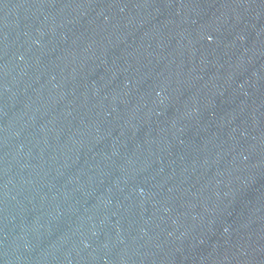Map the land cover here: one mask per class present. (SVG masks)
Instances as JSON below:
<instances>
[{
    "label": "water",
    "instance_id": "95a60500",
    "mask_svg": "<svg viewBox=\"0 0 264 264\" xmlns=\"http://www.w3.org/2000/svg\"><path fill=\"white\" fill-rule=\"evenodd\" d=\"M0 264H264V0H0Z\"/></svg>",
    "mask_w": 264,
    "mask_h": 264
}]
</instances>
